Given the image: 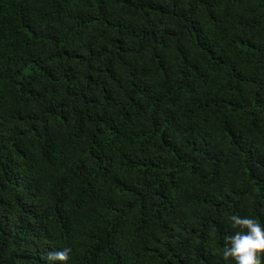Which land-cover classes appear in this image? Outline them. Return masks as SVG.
<instances>
[{
    "label": "trees",
    "instance_id": "1",
    "mask_svg": "<svg viewBox=\"0 0 264 264\" xmlns=\"http://www.w3.org/2000/svg\"><path fill=\"white\" fill-rule=\"evenodd\" d=\"M233 214L264 224V0H0V264H226Z\"/></svg>",
    "mask_w": 264,
    "mask_h": 264
},
{
    "label": "clouds",
    "instance_id": "2",
    "mask_svg": "<svg viewBox=\"0 0 264 264\" xmlns=\"http://www.w3.org/2000/svg\"><path fill=\"white\" fill-rule=\"evenodd\" d=\"M234 229L225 239L222 257L226 264H262L264 259V224L249 216L231 215ZM71 248L49 252L45 264H68Z\"/></svg>",
    "mask_w": 264,
    "mask_h": 264
}]
</instances>
